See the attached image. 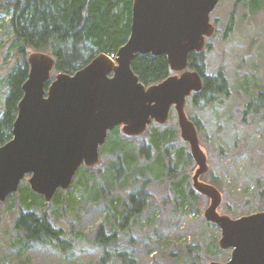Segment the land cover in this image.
<instances>
[{
	"label": "rangeland",
	"instance_id": "374dc122",
	"mask_svg": "<svg viewBox=\"0 0 264 264\" xmlns=\"http://www.w3.org/2000/svg\"><path fill=\"white\" fill-rule=\"evenodd\" d=\"M210 21L215 25V34L210 38V49L205 51L206 69L208 74L222 71L228 95L202 109L193 108L187 99L184 111L189 119L196 117L203 125L197 137L207 157L208 171L199 178L200 182L220 192L219 214L238 219L264 212V105L257 104L260 106L255 115L244 113L245 106L257 103L258 95L264 93V0H220ZM230 22L231 30L225 33ZM9 25V17L0 10V116L4 111L6 77L17 60L10 47ZM165 130L173 132V139L160 154L163 170L154 166L158 154L152 148L150 160L140 156L138 149L149 141L144 134L128 144L138 169L145 167V171L132 173L128 181L109 180L107 172L121 154L101 149L98 164L85 174L87 187L65 190L70 195H65L61 205H54L53 200L46 202L40 195L44 205L35 211L45 213L55 228L64 231L71 242L67 251L27 243L15 232L13 221L22 209L18 189L28 186L24 177L17 191L0 203V264H113L119 263L115 259L119 251L133 258L134 264L228 262L230 250L218 246L220 229L204 218L210 200L193 191V197L182 206L174 188L178 182L184 191L192 189L197 165L188 144L180 138L173 109L167 122L158 127L160 132ZM181 148L187 156L177 163L174 151ZM78 178L75 176L72 182ZM140 189L145 195L143 210L124 229L119 228L121 220H114L109 206H116L119 214L129 195ZM100 227L105 235H116L112 245L97 242Z\"/></svg>",
	"mask_w": 264,
	"mask_h": 264
},
{
	"label": "water",
	"instance_id": "95a60500",
	"mask_svg": "<svg viewBox=\"0 0 264 264\" xmlns=\"http://www.w3.org/2000/svg\"><path fill=\"white\" fill-rule=\"evenodd\" d=\"M219 1L133 0L130 34L114 60L99 54L73 74L51 79L54 59L29 54L12 138L0 146V203L25 176L30 190L50 202L57 190L70 187L79 168L98 164L109 131L121 127L126 137H140L151 124H165L173 109L197 165L192 189L210 200L204 218L220 229L219 248L232 249L224 264H264V213L231 219L217 212L222 197L199 181L208 171L207 157L184 111L187 98L202 88L189 54L202 52L215 34L210 14ZM147 54L165 56L173 75L145 87L131 65L136 55Z\"/></svg>",
	"mask_w": 264,
	"mask_h": 264
},
{
	"label": "trees",
	"instance_id": "16d2710c",
	"mask_svg": "<svg viewBox=\"0 0 264 264\" xmlns=\"http://www.w3.org/2000/svg\"><path fill=\"white\" fill-rule=\"evenodd\" d=\"M132 2L133 0H0V10L9 17L12 34L10 47L17 56L12 71L6 77L4 111L0 116V146L12 138L11 131L17 114V104L22 97V85L29 71L27 64L29 54L44 53L54 59L55 66L51 79L58 73L73 74L99 54H116L130 34ZM230 30L231 22L225 33ZM209 41L210 39L206 40L202 52H192L188 58L189 68L196 71L202 79L201 90L187 98L190 105L197 109L205 108L228 95V83L222 71L215 74L207 73L205 51L210 49ZM131 69L145 87L158 84L173 74L165 56L154 57L149 54L136 55ZM257 100V103H248L244 113L255 115L258 112L257 107L264 105V93H260ZM190 120L195 125L197 133L203 130L198 118L191 117ZM151 125L153 126L148 127L144 133L149 136L148 145L141 144L138 151L140 156H144L148 161L149 148L155 150L158 155L154 166H160V170H163L160 154L165 145L172 143L173 132L171 130L160 132L158 127L161 125L155 123ZM138 139L126 137L119 127L108 132L107 140L99 151L109 149L121 154L120 157L116 156L117 162L111 165L107 172L111 182H126L132 173L145 171V167L138 169L134 152L128 144ZM174 152L177 163L186 159L187 154L182 148ZM88 171V167L79 168L75 174L79 176V180L72 182L68 189L80 190L87 187L88 177H85V174ZM169 173H172L171 168H168ZM100 174L103 175L102 172ZM84 178L87 180L84 181ZM174 188L177 195H180L182 206L193 197V190L184 191L181 183L177 182ZM64 191H56L52 198L54 205H61L65 195H70V191L65 193ZM142 191L140 189L131 193L119 214L115 212L116 206L112 204L109 206L114 220L116 222L121 220L118 223L119 228L124 229L126 224L143 210L145 195ZM18 200L23 210H18L13 228L22 240L50 246L60 251L71 248V242L66 238L64 231L55 228L45 213L35 211L44 205L40 195L24 185L23 189H18ZM115 238V234L105 235L102 227L96 235L97 242L103 246L112 245ZM104 259L105 256L102 262ZM115 259L119 263L113 264L135 263L126 252H116Z\"/></svg>",
	"mask_w": 264,
	"mask_h": 264
},
{
	"label": "flooded vegetation",
	"instance_id": "af4514ba",
	"mask_svg": "<svg viewBox=\"0 0 264 264\" xmlns=\"http://www.w3.org/2000/svg\"><path fill=\"white\" fill-rule=\"evenodd\" d=\"M112 55H114V57H115V54H112ZM108 57L110 56V55H107ZM174 74H177V73H174ZM173 75V74H172ZM189 119V118H188ZM190 120V119H189ZM195 126V125H194ZM110 132V131H109ZM107 137H108V135H107ZM106 140H107V138H106ZM106 140H105V142H106ZM105 144V143H104ZM25 177H27L28 178V176H25ZM201 177V176H200ZM199 177V178H200ZM199 181H200V179H199ZM208 185H210V184H208ZM212 186V185H211ZM256 213H264V212H256ZM256 213H253V214H256ZM221 215V214H220ZM250 215H252V214H250ZM249 216V215H248ZM226 250H230V254H231V252H232V249L231 248H229V249H226ZM231 256V255H230ZM230 259V258H229ZM229 261V260H228Z\"/></svg>",
	"mask_w": 264,
	"mask_h": 264
},
{
	"label": "built area",
	"instance_id": "2783aa9c",
	"mask_svg": "<svg viewBox=\"0 0 264 264\" xmlns=\"http://www.w3.org/2000/svg\"><path fill=\"white\" fill-rule=\"evenodd\" d=\"M109 57H110L111 59H113V58H114V55H110Z\"/></svg>",
	"mask_w": 264,
	"mask_h": 264
}]
</instances>
